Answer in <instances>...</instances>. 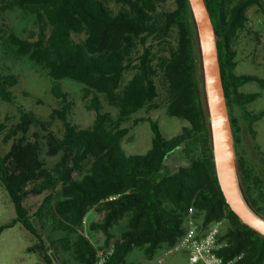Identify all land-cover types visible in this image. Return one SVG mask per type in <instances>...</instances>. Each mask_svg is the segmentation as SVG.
I'll list each match as a JSON object with an SVG mask.
<instances>
[{
  "label": "trees",
  "instance_id": "trees-1",
  "mask_svg": "<svg viewBox=\"0 0 264 264\" xmlns=\"http://www.w3.org/2000/svg\"><path fill=\"white\" fill-rule=\"evenodd\" d=\"M0 0V15L19 7L36 16L37 30L22 37L10 32L6 51L29 56L54 80L51 93L58 106L51 117L64 124L62 134L31 111L18 120L0 122V134L9 146L0 152V185L16 210L14 219L0 224L4 230L21 223L34 237L28 252H37L47 264H58V250L78 264H122L138 248L148 259L158 249L173 246L184 232L191 208L202 223L221 220L225 229L219 249L239 264L264 263V236L241 221L231 209L216 173L202 59L189 0ZM217 35L223 84L237 151L241 188L250 205L264 216V182L241 149L245 129L256 139L255 123L264 117L247 107L260 92L242 86L264 77L237 73L238 43L243 31L259 41L251 29L249 9H264V0H206ZM163 54L155 52V43ZM133 72L126 79L127 72ZM71 78L84 85L87 105L95 111L91 126L82 127L70 115L75 105L61 80ZM18 77L0 72V103L13 100ZM164 94L166 112L187 122L182 132L167 137L151 116L134 118L141 110L160 107ZM106 103L117 110L115 116ZM7 117V120H10ZM149 121L152 144L144 154H127L123 137L141 121ZM40 130H33V128ZM253 148L264 165V152ZM181 149L187 164L172 170L168 158ZM45 156L59 157L48 166ZM48 192L33 210L31 195ZM95 210L92 231L105 236L98 247L86 233L87 216ZM127 218V226L115 237L113 228ZM61 232L57 238L52 234ZM44 233H47L44 235ZM65 262H63L64 264Z\"/></svg>",
  "mask_w": 264,
  "mask_h": 264
},
{
  "label": "rangeland",
  "instance_id": "rangeland-1",
  "mask_svg": "<svg viewBox=\"0 0 264 264\" xmlns=\"http://www.w3.org/2000/svg\"><path fill=\"white\" fill-rule=\"evenodd\" d=\"M109 4L115 9L119 8V5L114 0H110ZM166 5L169 8H174V0H168ZM249 17L248 26L258 31L260 37L259 41H257L254 34L247 31L241 32L237 57L239 64L236 72L239 74H257L264 77V9L257 5L252 6L249 9ZM37 28L36 16L19 7L7 10L0 15V72L13 74L18 77V83L12 87L13 100L0 103V122L10 125L19 119L22 111H31L39 118L45 120L52 130L62 134L64 130L63 122L58 118L54 119L51 117L52 110L58 106V99L51 93V86L54 80L47 75L46 70L41 65L37 64L29 56H16L6 51L4 40L10 32L27 37L30 32L37 30ZM154 50L159 54L164 53L162 45L157 44V42ZM132 73L131 71L127 72L126 79H129ZM60 82L63 89L70 92L75 103L70 118L82 127L91 126L95 120L96 113L87 107L90 98L83 96L84 85L71 78H64ZM242 90L261 93L258 99L247 107L248 110L257 112L264 109V87L253 81L243 85ZM103 101L106 108L116 116L117 110L109 106L105 99ZM158 101L160 103L158 109H154L150 113H146L143 109L134 114L125 125H132L136 117L151 116L159 121L165 136L173 137L181 133L183 126L187 122L179 117L167 114L164 94H161ZM7 117L11 119L7 120ZM255 129L257 131L256 139L245 129L242 134L243 144L241 149L264 182V165L253 148L255 140L264 152V117L255 123ZM33 130L40 129L34 127ZM3 137L4 134H0V152H5L9 148L3 141ZM151 144L152 129L150 122L147 120L141 121L133 127L130 133L123 137L121 141V146L127 154H144L151 147ZM45 159L48 166H53L59 157L45 156ZM167 164L172 170L178 169L180 165L187 164L181 149H178L168 158ZM47 193L46 191L40 195H31L27 198L26 204L33 210L37 209ZM15 216V206L7 191L0 185V224L11 221ZM101 217V213L92 210L86 219V233L98 247H103L105 236L102 232L90 230L89 222L98 220ZM126 226L127 218H124L113 228L115 237H119ZM225 228L224 226L223 229ZM61 234V232H56L52 234V238H57ZM35 241V237L21 223L4 230L0 239V264H47L39 253L26 250ZM166 250L168 248H160L152 259H148L143 251L136 248L127 255V262L122 264H191L187 254L182 249H174L165 255L164 252ZM58 257V264H63V262H65L64 264H78L67 252L61 249L58 250Z\"/></svg>",
  "mask_w": 264,
  "mask_h": 264
},
{
  "label": "water",
  "instance_id": "water-1",
  "mask_svg": "<svg viewBox=\"0 0 264 264\" xmlns=\"http://www.w3.org/2000/svg\"><path fill=\"white\" fill-rule=\"evenodd\" d=\"M199 41L216 173L227 203L241 221L264 236V216L245 198L228 109L214 23L206 0H189Z\"/></svg>",
  "mask_w": 264,
  "mask_h": 264
},
{
  "label": "built area",
  "instance_id": "built-area-1",
  "mask_svg": "<svg viewBox=\"0 0 264 264\" xmlns=\"http://www.w3.org/2000/svg\"><path fill=\"white\" fill-rule=\"evenodd\" d=\"M224 226L225 223L221 220L202 225L191 208L185 219L183 234L173 246L167 247L168 250L164 254L174 249H182L191 264H239V257L226 259L219 252L223 245L219 237Z\"/></svg>",
  "mask_w": 264,
  "mask_h": 264
}]
</instances>
